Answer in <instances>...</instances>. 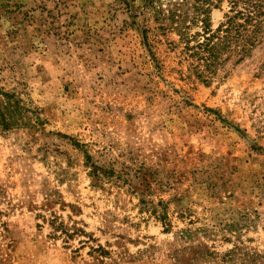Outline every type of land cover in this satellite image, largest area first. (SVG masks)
<instances>
[{
  "label": "rangeland",
  "instance_id": "obj_1",
  "mask_svg": "<svg viewBox=\"0 0 264 264\" xmlns=\"http://www.w3.org/2000/svg\"><path fill=\"white\" fill-rule=\"evenodd\" d=\"M205 8L0 0V264H264V30L209 74Z\"/></svg>",
  "mask_w": 264,
  "mask_h": 264
},
{
  "label": "trees",
  "instance_id": "obj_2",
  "mask_svg": "<svg viewBox=\"0 0 264 264\" xmlns=\"http://www.w3.org/2000/svg\"><path fill=\"white\" fill-rule=\"evenodd\" d=\"M197 1L206 4L203 14L195 18L202 23V32L189 38H199L193 49V58L198 68L203 67L204 72L211 74L221 64L226 52H236L244 56L252 47L254 39L264 30V0H226L230 5V13L215 31L210 25V8H217L225 0ZM181 35L183 40L188 39V34L184 31ZM0 96L6 100L4 103L0 101V128L8 130L19 125L23 119L22 108L19 101H14L15 96L1 92Z\"/></svg>",
  "mask_w": 264,
  "mask_h": 264
}]
</instances>
